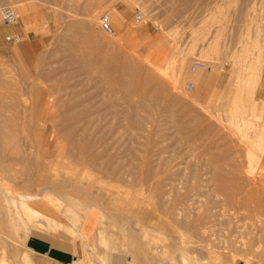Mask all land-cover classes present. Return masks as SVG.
Masks as SVG:
<instances>
[{"label": "rangeland", "instance_id": "rangeland-1", "mask_svg": "<svg viewBox=\"0 0 264 264\" xmlns=\"http://www.w3.org/2000/svg\"><path fill=\"white\" fill-rule=\"evenodd\" d=\"M4 6L17 15L0 22L15 140L0 181L47 203L33 217L0 206V260L264 264V0Z\"/></svg>", "mask_w": 264, "mask_h": 264}, {"label": "bare ground", "instance_id": "bare-ground-1", "mask_svg": "<svg viewBox=\"0 0 264 264\" xmlns=\"http://www.w3.org/2000/svg\"><path fill=\"white\" fill-rule=\"evenodd\" d=\"M21 42V41H20ZM19 42V43H20ZM15 44H18V43H15ZM0 96H1V94H0ZM12 101V100H11ZM11 101L9 102V100H7V99H5V100H1V97H0V169H2V170H4L5 171V165H4V160L2 159V157L6 154V152H7V147L9 146V145H11L13 142H14V140L15 139H13L12 137H11V134H10V129H11V125H12V123H13V118L12 119H10L9 117H7L8 115H6V112H9L8 110H10V109H12L13 108V103H14V100L12 101V104H11ZM16 105V104H15ZM17 108V107H16ZM11 111V110H10ZM13 111H14V109H13ZM10 113V112H9ZM16 139H17V137H16ZM18 141V140H17ZM16 143V142H15ZM14 143V144H15ZM18 144H19V141H18ZM17 145V144H16ZM36 153H37V151H36ZM36 153H35V155L34 154H32V156L34 155V156H36ZM31 154V153H30ZM39 154V153H38ZM30 157V156H29ZM29 157H28V159H29ZM36 157H38V156H36ZM39 158V157H38ZM32 159H34V157L32 158ZM37 159V158H36ZM35 159V160H36ZM39 160V159H38ZM34 161V160H33ZM40 162V161H39ZM39 162H37V163H39ZM28 165V164H27ZM39 165H41V164H38V165H36V168H37V170L36 171H39V169H40V167L41 166H39ZM28 166H30V165H28ZM32 166H30L29 168L32 170V168H31ZM28 168V167H27ZM42 168V167H41ZM43 169V168H42ZM26 170H28V169H26ZM31 170H28V171H30V173H32L31 172ZM35 170V169H34ZM34 170H32V171H34ZM27 171V172H28ZM42 171V170H41ZM35 172V171H34ZM32 173V174H36L37 172H35V173ZM3 173H6V172H3ZM2 178H1V181H0V206H3V205H5V204H7V205H9V209H11L15 214H16V210H17V207H16V205H17V203H19V208H21V210L24 212V213H33V212H36V209H34L31 205H30V203H32V204H38V203H40V202H42V201H45L44 199H42V198H40L39 196L42 194V192L41 193H34V194H28V193H24V192H21V191H18L17 190V187H16V189H15V187L13 188L12 187V185H11V187L9 186V184H11V183H7L8 181L6 180V177H5V175H3V176H1ZM14 196L17 198H14ZM60 197V196H59ZM62 197V196H61ZM17 200H18V202H17ZM83 203V202H82ZM74 204V203H73ZM85 204V203H84ZM18 206V205H17ZM71 206V205H70ZM8 208V207H7ZM2 210V209H1ZM18 211V210H17ZM0 214H1V211H0ZM34 214V213H33ZM33 214H32V217H33ZM28 215V214H27ZM40 215V214H39ZM6 216V215H5ZM13 216V215H12ZM30 216V215H29ZM41 216H43V215H41ZM1 217V216H0ZM44 217V219L46 218L47 219V217H45V216H43ZM42 218V217H41ZM45 219V220H46ZM7 220V219H6ZM48 221H49V219H47ZM46 220V221H47ZM51 220V219H50ZM40 221V220H39ZM44 221V220H43ZM10 222V221H9ZM36 222V221H35ZM51 222V221H50ZM12 223V222H11ZM13 223L15 224V222L13 221ZM17 223V222H16ZM44 223V222H43ZM47 223H49V222H47ZM8 224H10V223H8ZM36 224H37V222H36ZM56 224V223H55ZM60 223H58V225H59ZM13 225V224H12ZM48 225H50V224H48ZM44 226H45V224H44ZM59 226H61L62 227V225H59ZM114 226V225H113ZM116 226V225H115ZM60 227V229L62 230H64V226L61 228ZM161 227H162V225H161ZM53 228V227H52ZM51 228V229H52ZM66 228V227H65ZM59 229V228H58ZM67 230V229H66ZM51 231H53V230H51ZM69 231V230H68ZM54 232V231H53ZM76 232V231H75ZM1 233V232H0ZM66 233V232H65ZM101 233V232H100ZM98 234H99V232H98ZM102 234V233H101ZM153 234V233H152ZM77 235V234H76ZM149 235V234H148ZM102 236V235H101ZM104 236V235H103ZM71 237V236H70ZM100 237V236H99ZM73 238V237H72ZM154 238V237H153ZM157 238H159V236L157 237ZM75 239V238H74ZM101 240H103L102 239V237H101ZM154 240H156V239H154ZM159 240V239H158ZM150 241H151V239H150ZM102 242V241H101ZM182 250V249H181ZM1 256V255H0ZM2 257V256H1ZM25 259V258H24ZM23 259V260H24ZM30 260V259H29ZM196 260V259H195ZM0 263L1 264H5V261H4V259H1L0 260ZM30 262H28V263H26V264H29ZM103 263V262H102ZM145 263V262H144Z\"/></svg>", "mask_w": 264, "mask_h": 264}, {"label": "built area", "instance_id": "built-area-1", "mask_svg": "<svg viewBox=\"0 0 264 264\" xmlns=\"http://www.w3.org/2000/svg\"><path fill=\"white\" fill-rule=\"evenodd\" d=\"M134 20L136 23L141 21L140 13L134 15ZM17 21V15L10 6H4L0 9V22L5 26L14 25ZM99 27L100 29L108 36L114 35V30L111 25V17L108 13H102L99 18ZM21 36L18 33H11L6 36V41L12 43H19L21 41ZM205 64L202 61L194 60L190 64L189 71L195 73L199 70L205 69ZM192 83H188L186 86L187 91L192 90Z\"/></svg>", "mask_w": 264, "mask_h": 264}, {"label": "crops", "instance_id": "crops-1", "mask_svg": "<svg viewBox=\"0 0 264 264\" xmlns=\"http://www.w3.org/2000/svg\"><path fill=\"white\" fill-rule=\"evenodd\" d=\"M42 202H44V203H47L46 201H42ZM38 204H42L41 202L40 203H38ZM38 204H36V205H38ZM82 228H84V230L86 231V232H93V230H94V228H95V223H88V220H86V218L84 219V221H83V224H82Z\"/></svg>", "mask_w": 264, "mask_h": 264}]
</instances>
